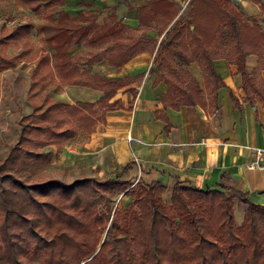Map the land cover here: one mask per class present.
Segmentation results:
<instances>
[{"label":"trees","instance_id":"16d2710c","mask_svg":"<svg viewBox=\"0 0 264 264\" xmlns=\"http://www.w3.org/2000/svg\"><path fill=\"white\" fill-rule=\"evenodd\" d=\"M8 1L50 22L45 41L55 63L30 82L27 100L32 111L19 120L18 140L0 165V264H264V206L241 192L246 210L238 227L231 199L221 186L201 190L177 181L167 205L161 197L166 188L159 183L133 187L116 179L33 183L68 142L80 134L87 140L105 113L121 108L112 99L124 81L93 74L92 65L106 60L119 71L146 51L147 44L153 52L155 44L147 36L131 44L116 32L92 34L88 25L92 17L70 18L60 11L53 18L54 9H61L66 0ZM188 9L165 33L150 68L158 74L157 81L167 85L160 97L163 104L173 108L202 104L205 89L215 102L223 84L212 68V42L223 35L230 38L228 57L238 68L244 91L259 93L255 76L245 69L250 55L264 69L259 19L245 22L233 0H190ZM34 28L32 22L0 27V74L16 68L34 50ZM82 42L87 51L69 57L68 48ZM18 43L19 50L10 56V45ZM195 62L202 87L185 70ZM62 86L86 87L102 95L95 103L65 105L54 97ZM121 195L128 201L119 208L116 200ZM132 246L136 257L130 255Z\"/></svg>","mask_w":264,"mask_h":264},{"label":"crops","instance_id":"0c3cea01","mask_svg":"<svg viewBox=\"0 0 264 264\" xmlns=\"http://www.w3.org/2000/svg\"><path fill=\"white\" fill-rule=\"evenodd\" d=\"M189 1L66 0L58 8L70 18L92 17L88 24L92 34L116 32L123 42L131 44L147 36L154 39L155 49L150 52L151 44H147L146 51L134 56L119 71L106 60L92 65L93 74L124 81L112 99L119 101L121 108L105 113L87 140L80 134L65 145L61 154L53 155L49 168L54 171V179H116L131 186L159 183L166 190L177 181L181 186L201 190L221 186L227 193L241 192L252 203L264 206V171L248 169L254 150L264 149V69L258 68L257 57L250 55L245 59L246 72L255 76L259 88V93L248 94L237 66L228 57L230 38L218 36L212 42V68L223 86L216 91L215 102L211 103L206 89L203 103L195 106L173 108L160 100L167 85L157 81L158 74L150 68L159 43L178 17L186 14ZM259 2L233 0L244 21L251 23L252 18L260 17L264 29V0ZM2 7L7 11L11 8ZM122 7L124 11L119 15ZM12 13L17 14L20 25L34 24L41 49L35 46L17 64L28 72L38 67L36 76L45 66L55 63L54 52L46 46V35L40 32L46 19L23 7H16ZM52 17H56L54 11ZM84 44L70 46L67 55L86 52ZM172 61L179 64L175 58ZM185 70L202 87L199 65L195 62ZM101 95L86 87L62 86L54 97L65 105H73L95 103Z\"/></svg>","mask_w":264,"mask_h":264},{"label":"rangeland","instance_id":"374dc122","mask_svg":"<svg viewBox=\"0 0 264 264\" xmlns=\"http://www.w3.org/2000/svg\"><path fill=\"white\" fill-rule=\"evenodd\" d=\"M11 6L9 11L3 9V7ZM188 7V5H187ZM3 9V10H2ZM16 10V7L9 2L8 0H0V27H15L20 25L22 22L19 18H16L18 12L12 13V10ZM5 10V11H4ZM60 10L57 8L54 10V16H57ZM189 9L187 8L186 14H182L184 17L188 14ZM241 13V12H240ZM24 15V14H21ZM242 19L245 18L242 16ZM258 18L261 21L260 17ZM247 19H250L247 17ZM253 19V18H252ZM27 22V20H25ZM246 22V21H245ZM45 27L40 31L42 34L47 36L51 32V28L49 27L50 22L44 21ZM32 41L36 47L41 49V45L37 43V38L35 36V31L32 32ZM45 36V37H46ZM45 45V44H44ZM42 45V49H46L45 46ZM19 50L18 44H11L9 47V55L12 56ZM38 71V67H32L31 70L24 71V68H20L19 64H17V68L15 70L6 71L0 74V165L4 162L5 158L8 155L11 147L15 145L18 140V131H19V120L28 114L31 113L32 108L30 103L27 100V92L29 89L30 82L34 79L36 72ZM84 98H88L85 97ZM50 165L48 164L44 169H47L43 172L41 170L37 177L33 180V183H43L50 179H54V171L50 170ZM56 171V170H55ZM72 178L69 180L62 179L61 182L63 184H71L74 181ZM60 181V180H59ZM98 181V180H95ZM135 185H145L142 183H138ZM133 185V186H135ZM131 186V187H133ZM137 189V188H136ZM172 188L168 189L161 196L163 201L169 205L170 197H171ZM227 196L231 199L232 202V210L234 215V221L236 226H241L243 224L244 212L246 210V206L243 204V196L236 192L227 193ZM128 201L127 198L121 195L116 200V204L119 208H122L126 205ZM106 231L104 232L102 239L105 238ZM130 255L132 257H136L135 248L131 247Z\"/></svg>","mask_w":264,"mask_h":264},{"label":"built area","instance_id":"2783aa9c","mask_svg":"<svg viewBox=\"0 0 264 264\" xmlns=\"http://www.w3.org/2000/svg\"><path fill=\"white\" fill-rule=\"evenodd\" d=\"M250 170L264 171V149H255L252 161L248 165ZM135 185L132 184V186Z\"/></svg>","mask_w":264,"mask_h":264},{"label":"water","instance_id":"95a60500","mask_svg":"<svg viewBox=\"0 0 264 264\" xmlns=\"http://www.w3.org/2000/svg\"><path fill=\"white\" fill-rule=\"evenodd\" d=\"M123 11H124V7H122V9L118 12V14L121 15Z\"/></svg>","mask_w":264,"mask_h":264}]
</instances>
